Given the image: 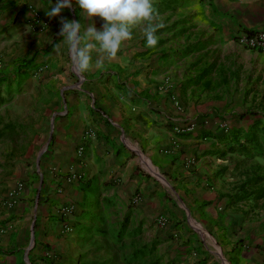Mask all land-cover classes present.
<instances>
[{"label": "crops", "instance_id": "crops-1", "mask_svg": "<svg viewBox=\"0 0 264 264\" xmlns=\"http://www.w3.org/2000/svg\"><path fill=\"white\" fill-rule=\"evenodd\" d=\"M27 2L49 23L38 33L45 39L60 33L61 17H76L85 31L90 23L97 30L104 24L99 17L85 18L75 2L54 18L46 11L56 0ZM153 7L165 25L155 47L134 28L115 60L85 73L80 87L67 92L66 116L52 127L37 175L4 215L12 229L0 240V264H24L29 255L32 264H82L78 253L89 238L91 216L101 218L105 204L126 201L137 190L142 196L132 220L151 228L135 239L158 237L165 245V232L152 221L157 216L171 225L174 217L183 221L190 213L199 223L216 225L221 239L241 224H254L257 264H264V153L257 151L262 167L255 198L249 195L256 190L254 175L241 171L244 155L227 152L224 140L225 127L245 135L255 126L260 135L264 130V53L234 41L239 31L264 30V0H153ZM202 45L206 58L198 55ZM215 48L221 63L216 77L208 66ZM68 173L82 178L66 180ZM169 194L179 203L169 201ZM65 204L71 213L62 220L57 211ZM248 209L257 212L256 220L247 219ZM65 224L71 234L63 232ZM142 252L141 258L148 257L147 249ZM187 252L189 246H181L180 264L193 263Z\"/></svg>", "mask_w": 264, "mask_h": 264}, {"label": "rangeland", "instance_id": "rangeland-1", "mask_svg": "<svg viewBox=\"0 0 264 264\" xmlns=\"http://www.w3.org/2000/svg\"><path fill=\"white\" fill-rule=\"evenodd\" d=\"M27 1L0 0V225L10 222L4 215L13 210L6 206L12 191L37 175L36 169L51 142L52 127L66 116L65 96L68 91L80 87L79 79L83 77L72 70L68 47L60 34H47L46 39L45 33L38 35L47 30L49 23ZM42 22L46 25L42 26ZM158 33L161 30L156 35ZM198 39L201 40L200 36ZM58 43L63 46L57 53L53 46ZM207 54L209 51L206 53L203 45L198 47L199 57L206 58ZM213 56L208 66L216 77L221 65L217 48ZM229 131L232 141L235 138L243 141L245 134L237 129L229 128ZM258 133L255 126L247 135L256 137L257 151L264 153V130L262 135ZM257 151H250L241 160V171L254 175V189H257V171L262 167L257 162ZM165 181L169 187L168 179ZM141 196L137 190L126 201L105 204L99 212L101 218L96 214L91 216L92 221L85 228L89 238L80 244L78 253L82 264H180L181 246H189L187 253L193 258L192 264H257V225L254 224H241L238 231L225 233L221 239L216 235V225L199 223L190 213L187 220L174 217L171 225L169 218L157 216L152 221L165 232V245L158 237H152L149 242L144 236L135 239L136 234L151 228L141 220L136 223L132 220ZM169 196L168 200H173L174 205L179 203L174 194ZM194 211L199 213L201 209ZM246 211L249 221L257 219L254 209ZM243 226H246L247 236L243 235ZM247 227L250 228L248 232ZM172 232L192 234V239H180ZM142 249L149 251L148 257L141 258ZM171 252H176L173 258L168 257ZM253 254L255 258L251 259ZM24 264H32L30 255Z\"/></svg>", "mask_w": 264, "mask_h": 264}, {"label": "clouds", "instance_id": "clouds-1", "mask_svg": "<svg viewBox=\"0 0 264 264\" xmlns=\"http://www.w3.org/2000/svg\"><path fill=\"white\" fill-rule=\"evenodd\" d=\"M73 2L89 21L96 17L104 21L102 30H97L95 23H90L86 31L79 21L63 17L59 21V34L68 47L72 70L81 76L103 69L106 61L115 60L122 45L133 39L134 28L143 33L148 47H155L159 39L156 33L165 26L153 7V0H56L46 15L58 17L62 11L71 9ZM62 46L55 44L53 51L58 53ZM94 51L97 55L93 63Z\"/></svg>", "mask_w": 264, "mask_h": 264}, {"label": "built area", "instance_id": "built-area-1", "mask_svg": "<svg viewBox=\"0 0 264 264\" xmlns=\"http://www.w3.org/2000/svg\"><path fill=\"white\" fill-rule=\"evenodd\" d=\"M35 17H38V15H35ZM42 26H45L46 23L42 22ZM234 41L236 44L245 50L253 53H264V30H258V31H239L236 33L234 37ZM224 134L226 137V140L228 144L234 143V141L231 140L229 137L230 131L227 127L224 128ZM93 136L94 133L91 132L89 133V137ZM78 154H81V149L78 150ZM64 179L66 180H74V181H79L82 176L80 174L76 173H68L63 176ZM25 189V186L21 183L17 185L16 190L12 191V197L8 199L6 206L10 209H14L15 206L18 203L19 196ZM58 216L62 220H66L70 213H71V206L70 204H65L62 205L58 208ZM12 229V224L10 222L4 223L3 225H0V240L5 235L8 231ZM63 232L65 234H71L73 232V228L65 224L63 226Z\"/></svg>", "mask_w": 264, "mask_h": 264}, {"label": "trees", "instance_id": "trees-1", "mask_svg": "<svg viewBox=\"0 0 264 264\" xmlns=\"http://www.w3.org/2000/svg\"><path fill=\"white\" fill-rule=\"evenodd\" d=\"M234 144L235 145H229L227 147V152L229 153H234V152H237V153H240L241 155H244V156H247L249 154L250 151H257V143H256V137H254V135H245L243 137V141L242 142H239L237 141V139L235 138L234 140ZM257 154V152H256ZM255 181V179H253V182ZM251 194H254L255 195V198H257V189L250 193L249 195L251 196Z\"/></svg>", "mask_w": 264, "mask_h": 264}]
</instances>
